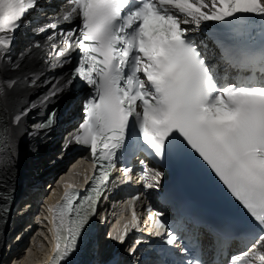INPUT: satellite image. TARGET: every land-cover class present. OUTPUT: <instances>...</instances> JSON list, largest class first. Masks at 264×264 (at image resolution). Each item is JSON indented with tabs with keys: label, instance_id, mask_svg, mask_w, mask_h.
Segmentation results:
<instances>
[{
	"label": "snow or ice",
	"instance_id": "snow-or-ice-1",
	"mask_svg": "<svg viewBox=\"0 0 264 264\" xmlns=\"http://www.w3.org/2000/svg\"><path fill=\"white\" fill-rule=\"evenodd\" d=\"M37 3L0 0V55L10 48L14 33ZM66 4L62 16L48 25L53 33L49 39H55L59 21H79L59 30L63 47L56 55L78 50L64 88L79 80L90 90L72 138L89 151L83 161L90 160V172L85 168L80 173L84 183L78 187L70 181V169L57 182L63 186L59 200L46 202L44 219L53 241L47 264H65L90 221L106 219L99 207L108 199L113 172L127 153L147 152L162 160L180 150L194 153L259 229L248 230L245 250L233 254L228 264H264V38L257 43L252 34L247 39L231 35L246 26L249 16L264 24V0H66ZM207 22H216L224 33L215 41L218 63L248 75L219 77L209 62L207 45L195 37ZM62 90L58 87L52 95ZM21 118L17 114L13 123ZM52 122L50 116L37 127L48 128ZM139 163L143 187H158L163 173L145 160ZM120 171L124 182H131L133 169L125 165ZM139 199L134 195L125 202L131 218L122 231L117 228L110 234L114 239L123 242L139 226L135 210ZM147 211L144 223L151 221L149 233L175 245L180 238L163 213L151 206Z\"/></svg>",
	"mask_w": 264,
	"mask_h": 264
},
{
	"label": "bare ground",
	"instance_id": "bare-ground-1",
	"mask_svg": "<svg viewBox=\"0 0 264 264\" xmlns=\"http://www.w3.org/2000/svg\"><path fill=\"white\" fill-rule=\"evenodd\" d=\"M36 41L37 40L27 44L14 43L10 45V48L6 53L0 55V132L3 135V144L0 146V263L3 261L2 247L6 238V225L13 208L17 207V210L21 208L19 211H21L20 215L23 218L22 220L28 219V222L22 225L16 232L17 235L21 233L27 225H30L29 227L35 226V228L21 248L11 252L8 263L21 257V259H23V254L25 255L23 250L26 248V245L30 240H32L31 243L35 241L33 235L38 228V225H35L34 223L37 221L41 223L46 222L44 219V216H46L45 211L40 212L38 215V212H34L35 209L31 207L33 198L30 196L29 200H23L20 196H23V184L25 183L26 185L27 182H29L32 176L33 167L38 163L37 159L42 157L41 155L47 154V150L52 149L51 147L58 144V142L56 141L51 144L53 140L50 139L52 133L51 131H48L43 133V135L33 143L29 137L28 129V125L33 123V121L28 123V118L38 111V106H46L50 100H52L51 103L64 101L72 90V87L64 88V85L68 80L66 67L59 68L55 71V80L49 88V91H47L48 88L44 89L41 86L40 80L43 72L44 58L46 55H53V52L49 51L52 47V40L42 42L38 47L34 45ZM39 41L42 40L40 39ZM57 61H59L58 58L55 55L52 56L51 62L57 63ZM58 87L63 90L56 95H52ZM29 112H32L31 115H29ZM17 114H22V118L18 124L13 123V118ZM53 154L55 155L56 151H53L50 155ZM45 156H43L42 159H45ZM55 156L50 160L55 158ZM74 161L72 163H74ZM59 162L60 158L58 157V159L50 165L53 169H56L55 174L62 170V168L59 167ZM81 165L83 168V163ZM68 167L69 166L63 169L59 175H66V173H68ZM75 169L71 167V170ZM39 172L46 171L44 169ZM59 175L57 174V178ZM58 187L59 185L54 188V195H52V192L48 196V192H44L43 196H38L36 201L40 203L41 199H43L44 203L42 205L45 209L46 202L50 203L51 200L55 199ZM24 205L26 206L23 207ZM49 227L50 226L47 223L43 230L48 231ZM113 227L114 224L112 225V228ZM112 228L110 231L111 233L114 232ZM42 233L44 237L45 232L42 231ZM48 235L51 237L49 231ZM31 236L33 239L30 238ZM111 237L113 236L111 235ZM10 243H12V240ZM90 244L91 242L89 245ZM41 246H43L42 243ZM37 250H39L40 254L43 253V248H38L37 245L35 250H30L28 253L32 256L29 259L35 260L39 258V256L35 254ZM51 250L52 237L49 251L45 253V257L42 258H48L51 254ZM27 260L28 259H26L25 256V260L23 261Z\"/></svg>",
	"mask_w": 264,
	"mask_h": 264
},
{
	"label": "rangeland",
	"instance_id": "rangeland-1",
	"mask_svg": "<svg viewBox=\"0 0 264 264\" xmlns=\"http://www.w3.org/2000/svg\"><path fill=\"white\" fill-rule=\"evenodd\" d=\"M81 169H82V165L80 164V166H78L77 167V169H75L74 170V172H73V177H75V179H79L80 178V176H81ZM62 171V170H61ZM60 171V172H61ZM62 176V175H61ZM61 176H59L58 178H57V175H55V178L51 181V183L50 184H54V186H58L59 184L57 183L58 181H59V179H60V177ZM121 217H119V219H120ZM117 221H119V220H116V222H115V224L114 225H117ZM39 221H37V223H38ZM120 222V221H119ZM39 227L36 229V231H35V233H34V236H33V238L35 239V241L34 242H32L31 243V241L32 240H30L29 242H28V244L26 245V248L23 250L24 252L23 253H25V255L23 254V259H21L20 258V260H25V256H26V259H29V258H31L32 256L31 255H29L28 253L30 252V250L31 251H33V250H35L36 249V246L38 245V248H43V253L42 254H40V252H39V250H37L36 252H35V254L37 255V256H39V258L40 257H45L44 256V254L45 253H47L48 251H49V248H50V244H51V237H49V235H48V231L46 230H43V229H45V226H46V222H43V223H41V222H39ZM42 231H44L45 232V234H44V237H43V233H42ZM32 238V239H33ZM46 240H47V242H46ZM41 243H42V245L43 246H41ZM32 244V245H31ZM41 246V247H40ZM47 248V249H46ZM6 251L8 250V248L6 247V249H5ZM20 257V256H19Z\"/></svg>",
	"mask_w": 264,
	"mask_h": 264
}]
</instances>
